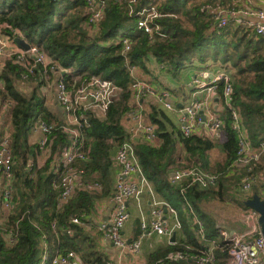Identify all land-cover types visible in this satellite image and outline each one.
Wrapping results in <instances>:
<instances>
[{
  "label": "trees",
  "instance_id": "trees-1",
  "mask_svg": "<svg viewBox=\"0 0 264 264\" xmlns=\"http://www.w3.org/2000/svg\"><path fill=\"white\" fill-rule=\"evenodd\" d=\"M104 1L105 16L95 26L90 23L86 0H0L3 34L12 40L22 36L45 52L54 67L46 70L43 65H37L31 70L5 60L1 71L4 86L0 87V101L6 100L9 106L4 116L5 123L8 119L11 123L16 207L5 228L0 230V264H41L43 241L51 256L74 251L84 264H106L107 258L98 249L96 239L71 221L74 217L85 221L86 216L94 213L97 202L115 192V157L122 145L131 143L125 120L134 108L131 85L136 79L164 87L160 80L164 72L178 78L194 67L221 70L230 78L233 104L240 110L253 142L264 143V36L256 37L231 25L220 31L212 30L213 9L233 6L234 2L139 0L134 6L135 12L157 6L168 15L156 22L167 37L150 41L138 29V17L130 16L129 0ZM123 38H130L134 43L126 56ZM46 77L63 81L72 93L93 78L111 81L115 86L104 115L93 109L82 108L77 112L82 126L75 129L80 132L81 150L88 154L86 160L77 159L73 167L84 188L78 187L66 202L61 201L66 169L62 165L54 166V159L69 148L72 136L63 128L66 121H62L41 92L47 83ZM23 82L30 84L29 92L22 88ZM218 95L222 99V84ZM145 101L152 111L149 120L157 126L161 145L132 144L134 154L154 195L176 208L183 224L182 231L176 233V244L154 249L148 254L146 264H198L168 259L173 253H199L204 244L196 236L197 226H192L193 216L189 214L187 202L204 223L206 241L215 240L219 246L216 264H227L220 228L204 207L219 201L233 184L229 168L236 162L238 141L228 112H223L226 125L218 135L187 138L160 104L152 98ZM40 121L56 125L49 137V157L42 167L38 165L40 146L31 141L34 126ZM215 149L223 154L222 160H213L211 152ZM191 168L217 175L218 184L204 189L189 179L180 183L173 181L172 174ZM250 174L264 176V168L252 163L240 175V181ZM95 184L99 185L98 190L85 189ZM240 204L247 208L244 202ZM53 223H56L55 229ZM66 228L74 230L73 236L67 234ZM133 229L137 237L140 228ZM10 232L14 244L2 238Z\"/></svg>",
  "mask_w": 264,
  "mask_h": 264
},
{
  "label": "built area",
  "instance_id": "built-area-1",
  "mask_svg": "<svg viewBox=\"0 0 264 264\" xmlns=\"http://www.w3.org/2000/svg\"><path fill=\"white\" fill-rule=\"evenodd\" d=\"M138 2L139 0H129L131 8L130 16L138 17V29L143 31L150 41H154L156 38L165 39L167 37L166 34L163 33L161 26L156 22L168 15L162 13L157 6L146 7L140 12H135L134 6ZM233 2L235 1L233 0ZM86 3L91 11L90 23L96 26L105 16V1L86 0ZM212 14L214 16L212 23L213 31H220L233 24L236 28L247 30L256 37L264 36V10L237 7L234 3L233 6L217 7L213 9ZM18 37L24 39L20 35ZM121 43L124 46V56H126V54L132 51L134 43L130 38L121 39ZM4 60L15 61L31 70L37 65H43L46 70H54L52 60L39 47L31 44V49L25 51L10 36L3 34L0 29V87L4 86V81L1 77V71L5 66ZM199 73L186 86L184 84H177V87L181 90L186 91V88H188L190 97L186 103V96L185 98L180 97L177 101L172 97L173 91H175L172 88V81L176 80L169 73L164 72L160 77L163 84V81L167 83L166 86L164 85V88L145 79H136L131 85L132 105L134 108L126 116L129 122H137L138 127L143 129L146 140L150 145H161V140L157 136V126L151 123L147 125L143 124V105L146 98L152 97L165 111L178 115L181 131L185 137L189 138L193 135L202 134L216 136L226 125L224 119L220 116V112L213 108L214 97L216 95L219 97L218 92L220 84H222L223 95L221 104L223 111H227L229 114L231 129L236 133L238 141L237 159L232 167L248 168L252 163L261 162L264 156V144L256 148L252 145L243 116L240 110L233 104L234 88L229 76L225 72L216 69L215 71ZM114 91L115 86L111 81L100 78H93L85 86L78 89L76 93L70 92L63 81L58 82L56 93L57 104L66 113V124L63 125V128L72 136L69 148L54 159V166L62 165L66 169L62 179L64 185V192L61 197L62 202L68 201L78 187L80 189L84 188V185L82 188L83 183L78 177L77 170L73 167L77 159L86 160L88 154L81 150L80 132L78 129H75V127L82 126L77 112L84 108L93 109L104 115L109 108ZM204 93L206 95L201 99ZM183 101L184 105L182 106ZM55 129V124H47L43 121L38 122L34 126L33 132L39 133L42 136L38 143L40 146L38 158L42 161L49 157V137ZM11 142L10 133L6 132L1 136L0 230L5 228L9 222V217L16 207L15 176L13 173L14 159ZM115 164L120 168V173L115 183L111 220L107 223L101 222L100 226V229L104 233V240L114 246L120 257L129 258L137 257L142 250L145 239L152 235L165 238L170 245L176 244V242L171 241L172 237L183 229V224L176 208L168 203L154 199L151 211L152 219L150 221L145 219L139 202L145 187L150 191H152V187L145 178L141 165L134 154V147L130 143H126L119 148L115 157ZM185 179L191 180L192 184H197L204 189L216 186L219 182L217 175L205 173L198 168L181 170L173 176V181L176 183H180ZM257 184L264 186V176L250 174L243 180L238 192L243 194L250 193ZM85 189L98 190L99 185H89ZM132 201L139 203L138 208L142 217L139 223L140 234L137 237L133 235L130 239H127L124 230L131 217L129 208ZM186 205L189 209V214L193 216L194 222H192V226H197L196 236L198 239L204 241V244L198 251L199 253H173L168 256V259L171 261H196L198 264H216V250L219 246L215 240L206 241L204 223L197 216L191 204L187 202ZM167 213L170 214L171 220L166 218ZM248 217L258 221L260 215L252 209ZM85 219L84 221L80 217H74L71 223L82 227L86 231V228L90 229L95 224L96 212L94 211L92 215L86 216ZM53 228H56V223H53ZM66 232L69 236H73L74 234L72 228H66ZM12 234V232L4 234L2 238L10 244H14L15 240ZM219 235L225 244L224 248L228 256L227 264H264V236L260 227L254 226L251 235H256V237L251 240H246L243 234L236 231L225 229H220ZM43 243L44 254L41 264H45L46 262H50V264H84L81 256L74 251L51 256L45 241ZM106 264H112V262L107 260Z\"/></svg>",
  "mask_w": 264,
  "mask_h": 264
},
{
  "label": "crops",
  "instance_id": "crops-1",
  "mask_svg": "<svg viewBox=\"0 0 264 264\" xmlns=\"http://www.w3.org/2000/svg\"><path fill=\"white\" fill-rule=\"evenodd\" d=\"M231 1L233 2V0H231ZM234 1H235L234 2L235 5L237 7H248V8H253V9L264 10V0H234ZM209 70L215 71V68L206 69L205 67H194L192 69L186 70L178 78L173 77L176 81H172V88L175 89V91H173L172 97L177 101V99H180V97L185 98V96H186V98H187L185 101V103H186L190 97L189 92H188V88H186V91L181 90L177 87L178 86L177 84H184L186 86L191 81V79L195 78L196 75L200 74L199 72H204V71H209ZM45 80L47 81V83L43 84L44 86L41 88V92L48 98V101L50 103L51 108L58 114L59 117H61L62 121H66V113L57 104V100H56V92H57V85H58L57 80L53 79L52 77H46ZM163 82H164V85L166 86L167 83L165 81H163ZM25 83H27V82H25ZM27 84L30 85L29 83H27ZM160 87H162V86H160ZM26 92H29V91H26ZM205 95H206V93H204L202 95L201 99H203L205 97ZM5 102H7V101L4 99L0 101V113L2 112L3 109H5L4 113L7 114L8 110H9L8 109L9 106L7 103L5 104ZM221 103H222L221 98H219L216 95L214 97V103H213L214 107L213 108H214V110L220 112V116L224 119V116H223L224 111H223V107H222ZM181 105L182 106L184 105V101L182 102ZM143 110H144L143 111V124L144 125L150 124L149 114L152 111H150L149 105L147 104L146 101L144 102ZM97 113L99 115H103V114H100L101 112H97ZM167 113L171 117L172 113L171 112H167ZM173 115L177 116L178 121H179L178 115L176 113H173ZM5 119H6V117L3 115L0 122L2 121V123L5 124ZM125 123H126L127 127L130 129V135H131V139H130L131 143L130 144L131 145L132 144L134 146L144 145V144L150 145V143L146 140L143 129L138 127L137 122H129L128 118H126ZM0 125H1L0 130H3L4 133H6V132L10 133V129L9 130L4 129V126L2 127L1 123H0ZM249 134H250V132H249ZM41 137H42L41 134L36 133V132H32L31 141L38 144ZM250 139H251V143L254 146V148L260 147V144L256 145L253 142V140L251 138V134H250ZM261 144H264V143H261ZM157 146H159V144L153 145V147H157ZM221 155H222V157L220 158V160L223 159V154L221 153ZM262 158L263 159L258 164H260L264 168V156ZM216 159H218V158H214L213 160H216ZM46 161H47V159L42 161L41 159L38 158L39 167H42L46 163ZM230 168H229V175L232 176L233 180H236V182H234L235 184L231 185V189L232 188L234 189V192H233L235 195L234 200H235V203H238L237 205L235 203L234 204L237 207H235L232 212L231 211L228 212V210L224 209L223 207H215V208H212L210 210L212 203L205 204L204 208L208 214L213 216V218L216 220L217 226L220 229L236 231L240 234H243L245 236L246 240H251V239H254L256 237V235H251L252 229L254 228L255 225L258 228L259 227L261 228V225H260L259 220L256 221V220H253L250 217H248L250 215L252 209L248 208L246 205L245 206L247 208H243L241 206L240 202L242 201L245 204V202L252 199L254 195H258L261 197V199L264 200V186L257 184L253 187L252 192L246 193V194L238 192L239 187L242 186V183H243V181H240V175L242 173H244L246 168L245 167H232V169H230ZM119 173H120V168L114 163V180H115V183L117 181V177H118ZM241 177L243 179V176H241ZM232 179H230V180H232ZM236 187H237V189H235ZM231 189H230V191H231ZM152 191H150L147 187H145V190H144L143 195L141 196V199L139 202L141 207H142V212L144 213L145 219L147 221H150L152 219L151 211H152V204H153L154 199L159 200L157 198V196L154 195V193ZM230 191L228 193H230ZM113 196H114V193H112V195L109 196L108 198L100 200L99 203H97V206L95 205L94 211L96 212V221H95V224L90 229L86 228V232H88L92 237H94L96 239L98 249L105 255L107 260L112 262V264H146L147 260H148V254L150 252H152L154 249H157L161 246L164 247V246L170 245V244L168 243V241L165 238H160L159 236L152 235V236L145 239V241L143 242V245H142V250L137 257H130V258L129 257H120L118 252L114 248V246L111 243H109L108 241L104 240V238H103L104 233L100 229L101 222L107 223L109 220H111V217L113 214L112 213L113 212V200H112ZM161 202H163V201H161ZM225 202L227 203V201H225ZM139 203L136 201H132L130 204V206L132 204L134 206L135 215L133 217L131 215L130 220L126 224V227L124 230L125 235L127 236V232H129L128 230H132L131 235L127 236V239H130L136 233L133 228L139 226L140 220L142 218L141 212L138 208ZM166 218L168 220H171L170 214L167 213ZM259 219H260V217H259ZM176 239H177V234H176Z\"/></svg>",
  "mask_w": 264,
  "mask_h": 264
},
{
  "label": "rangeland",
  "instance_id": "rangeland-1",
  "mask_svg": "<svg viewBox=\"0 0 264 264\" xmlns=\"http://www.w3.org/2000/svg\"><path fill=\"white\" fill-rule=\"evenodd\" d=\"M231 26H234L233 24L231 25ZM235 27V26H234ZM197 66V65H196ZM195 75V74H194ZM22 88L24 89V90H26V91H30L31 90V88H30V85H28L27 83H22ZM149 98V97H148ZM152 98V97H151ZM152 99H154V98H152ZM157 102V101H156ZM157 104H159V103H157ZM4 110L5 109H3L2 110V112L0 113V120H1V118H2V116L3 115H5L6 113H4ZM100 114H102V113H100ZM171 118L173 119V122L175 123V125H176V127L177 128H179L180 127V124H179V121H178V118H177V116H175V115H173V113L171 114ZM1 124H2V127L4 126V129H10L11 128V123H10V119H8V121H7V123H2V121L0 122ZM1 126V125H0ZM4 135V131L3 130H0V136H3ZM211 155H212V158L214 159V158H221L222 157V155H221V153L219 152V150L218 149H215L213 152H211ZM224 157V156H223ZM231 182H233V184H235L234 182H236V180H231ZM229 187V186H228ZM228 191H230V190H228ZM228 191L227 192H225V194L223 195V197L219 200V201H216V202H213L212 203V206L210 207V210L212 209V208H215V207H223L224 209H226V210H228V212H232L233 210H234V208L235 207H237L236 205L238 204V203H235V200H234V189L232 188L231 189V191H230V193H228ZM236 194V193H235ZM225 201H227V203L225 202ZM230 203V204H229ZM236 205H235V204ZM129 210H130V212H131V215H132V217L135 215V210H134V206H133V204L130 206V208H129ZM129 232H127V236H130L131 235V232H132V230H128ZM126 235H125V237H127Z\"/></svg>",
  "mask_w": 264,
  "mask_h": 264
},
{
  "label": "water",
  "instance_id": "water-1",
  "mask_svg": "<svg viewBox=\"0 0 264 264\" xmlns=\"http://www.w3.org/2000/svg\"><path fill=\"white\" fill-rule=\"evenodd\" d=\"M14 42L21 49H23L25 51H29L31 49V44L28 43L25 39H22V38L17 37V38L14 39ZM201 113H203V112H201ZM203 119H205V118H203ZM173 176H174V174H172L171 177H173ZM245 205L248 208H251L254 211H256L257 213H259V215H260L259 222H260V225H261V232H262V235L264 236V200L261 199L260 196L254 195L252 199H250V200H248V201L245 202ZM171 241L172 242H175L176 241V234L173 235Z\"/></svg>",
  "mask_w": 264,
  "mask_h": 264
}]
</instances>
